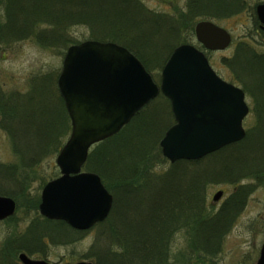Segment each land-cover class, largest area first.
Segmentation results:
<instances>
[{
  "label": "trees",
  "instance_id": "trees-1",
  "mask_svg": "<svg viewBox=\"0 0 264 264\" xmlns=\"http://www.w3.org/2000/svg\"><path fill=\"white\" fill-rule=\"evenodd\" d=\"M0 5V47L32 38L64 54L67 46L80 41L69 35V28L83 25L89 30L87 39L126 47L148 71L162 68L176 45L189 42L193 34L182 37L180 28L192 25L196 18L218 20L247 8L253 24L258 23L246 0H185L179 20L149 9L143 0H0ZM237 46L232 57L222 60L231 67L236 82L254 96L258 115L255 128L242 140L197 160L169 163L160 153L161 164L167 166L163 171H153L147 160L150 153L160 149L159 135L173 118L160 130L152 121L156 114L149 109L155 102L152 99L116 134L89 150L83 169L98 174L113 197L108 216L94 225L100 232L96 237L99 243L90 252L92 264L177 263L170 255L169 243L182 230L191 238V251L187 252L198 254L196 258L183 255L182 264H206L207 257L220 251L222 238L252 186H236L220 207L210 212L206 183L228 180L236 184L238 177L258 180L264 175V52H257L245 41ZM58 73L31 76L25 92L4 91L0 84V128L17 158L11 163L0 162V193L13 197L16 209L23 207L24 214L36 213L39 203L38 195L29 189L26 173L56 155L70 131L56 85ZM157 96L168 106L165 97ZM162 105L159 102L158 106ZM20 170L27 171L20 174ZM13 218L15 213L7 219ZM81 233L62 220L37 214L24 231L0 247V264H21L19 252L42 253L46 243H68Z\"/></svg>",
  "mask_w": 264,
  "mask_h": 264
},
{
  "label": "water",
  "instance_id": "water-1",
  "mask_svg": "<svg viewBox=\"0 0 264 264\" xmlns=\"http://www.w3.org/2000/svg\"><path fill=\"white\" fill-rule=\"evenodd\" d=\"M255 12L264 30V2L255 6ZM194 33L207 50H223L231 39L210 20L197 21ZM56 85L71 129L55 157L60 174L43 186L38 211L74 229L91 228L107 217L112 206V195L100 177L81 170L89 148L117 133L159 92L168 99L174 118L159 140L162 155L171 163L197 160L245 136L244 91L223 80L193 44L173 48L157 84L126 47L87 39L66 48ZM221 194L217 191L213 199ZM15 208L14 199L0 194V220L11 216ZM18 259L21 264H55L25 252L18 253ZM254 264H264V240Z\"/></svg>",
  "mask_w": 264,
  "mask_h": 264
},
{
  "label": "rangeland",
  "instance_id": "rangeland-1",
  "mask_svg": "<svg viewBox=\"0 0 264 264\" xmlns=\"http://www.w3.org/2000/svg\"><path fill=\"white\" fill-rule=\"evenodd\" d=\"M261 2H264V0H246V3L248 5L251 4L249 6L253 8L254 17L258 22L256 25L253 24L247 8L226 18L218 20L207 19L223 27L230 34V43L223 50L204 49L202 44L196 40L194 25L202 19L196 18L195 23L192 25L185 24L180 28L182 37L186 38L193 34L188 43L194 44L204 51L213 70L223 80L232 82L243 91L244 89L241 84L236 82L231 67L226 66L222 59L233 56L238 47V42L245 41L257 52H264V30L260 27V21L255 12V6ZM143 3L149 9L163 13L172 20L173 18L179 20V17L184 13L185 9V0H143ZM0 7L1 19L3 9L1 5ZM68 32L73 38H78L80 40L79 42L86 40L89 34V30L83 25H73L69 28ZM1 49L3 52L2 56H0V84H2L4 91L19 90L25 92L28 90V80L31 76L49 71L58 73L61 69L63 54L59 53L58 49L56 50L37 44L32 38L23 39L11 43L8 46H2L0 47ZM149 72L158 83L161 68L157 67ZM154 99L155 102L152 101L149 109L152 108L155 110L156 114L152 121L155 124H159L158 127L161 130L163 124L168 123L167 125H169L172 122V114L170 117L167 111V109L170 110V105L168 102L167 106L166 101L160 96ZM245 101L248 105V113L243 119V127L246 135L247 131H252L255 128L258 115L257 105L252 93L245 92ZM159 102L163 103L162 107L158 106ZM158 115H161V117ZM164 131L165 128L160 133L159 139ZM160 153L161 148L156 153H150V157L147 160L152 164L151 170L156 172L163 171L165 166H167V163L161 164L162 161L159 158ZM56 155L53 154L44 160L38 168H32L26 173L29 179V189H31L32 194L38 195L39 201L40 193L45 183L60 174L59 168L55 163ZM164 158L168 161L166 157ZM16 159V156L12 152L9 138L0 128V162L11 163L16 161ZM26 171L20 170L18 173L25 174L24 172ZM257 178L258 180L253 176L238 177V183L234 181L236 184L228 180L209 181L206 183L205 200L207 205L211 207H208L210 212L216 211L234 191L236 186L241 184L244 186H252L251 192L246 196L243 208L238 212L229 231L222 238L220 251L214 257H207L205 259L206 264H254L258 258L259 249L264 240V175H260ZM219 190L222 191V194L218 199L214 200L213 196ZM0 194L6 195L3 193ZM14 213L15 219L0 220V247L4 245L9 237H16L20 232L24 231L32 217L39 214V211L37 209L36 213L34 211H27V214H24L23 207H20L15 209ZM94 225L89 229L83 230L80 236L75 238L74 241L64 244L46 243L42 253H34L30 256L32 258L45 259L55 264L81 260L93 262V259L90 257V252L93 251V245L98 242H96V237L100 232L99 228ZM185 231L182 230L175 233L170 240V255L174 261H177V263L172 261V264H182L183 255L187 257L191 256L192 258L198 256L194 251H192V254L187 252L191 251V249H188L191 248V246L189 247V240L191 241V238L186 233L187 231Z\"/></svg>",
  "mask_w": 264,
  "mask_h": 264
},
{
  "label": "bare ground",
  "instance_id": "bare-ground-1",
  "mask_svg": "<svg viewBox=\"0 0 264 264\" xmlns=\"http://www.w3.org/2000/svg\"><path fill=\"white\" fill-rule=\"evenodd\" d=\"M181 160H186V159H181ZM169 163H171L169 160H168Z\"/></svg>",
  "mask_w": 264,
  "mask_h": 264
},
{
  "label": "flooded vegetation",
  "instance_id": "flooded-vegetation-1",
  "mask_svg": "<svg viewBox=\"0 0 264 264\" xmlns=\"http://www.w3.org/2000/svg\"><path fill=\"white\" fill-rule=\"evenodd\" d=\"M148 104V103H147Z\"/></svg>",
  "mask_w": 264,
  "mask_h": 264
}]
</instances>
